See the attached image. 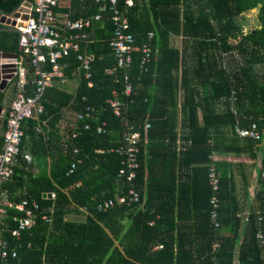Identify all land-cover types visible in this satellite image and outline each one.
Wrapping results in <instances>:
<instances>
[{"label":"trees","instance_id":"1","mask_svg":"<svg viewBox=\"0 0 264 264\" xmlns=\"http://www.w3.org/2000/svg\"><path fill=\"white\" fill-rule=\"evenodd\" d=\"M25 1L35 2L0 0V19ZM127 1L118 0L134 37L128 69H116L108 10L94 0H70L62 10L64 20L95 15L101 20L81 32L86 37L79 41V52L60 60L64 77L77 81L76 90L68 93L52 75V86L42 100L44 112L23 125L18 163L3 191L9 201H36L39 209L34 226L19 240L11 232L18 226L14 217L22 214L10 210L3 238L18 258L8 262L264 264V0H131L130 7ZM256 9L259 27L246 32L245 14ZM5 27L0 23V29ZM151 32L153 54L145 71L141 49ZM178 37L183 39L182 49L175 44ZM20 39L18 32L0 31V52L23 57ZM79 56L93 57L90 79ZM26 60L25 94L32 96L34 70ZM45 70L51 74V64ZM126 76L132 84L130 96L125 93ZM18 82L12 80L9 97L7 90L0 92V104L7 110ZM115 96L123 103L119 117L111 105ZM88 108L94 110L92 118L79 120ZM65 110L76 113V121H64ZM103 123L105 132L99 134ZM147 124L151 127L146 132ZM58 125L61 136L49 137L47 129ZM237 125H257L262 136L241 138L234 131ZM131 128L141 133L142 141L136 178L128 181L120 175L125 157L117 150L125 145ZM55 141L60 144L56 155ZM2 145L1 136L0 151ZM25 150L35 158L49 156L50 174L29 175L26 180ZM229 155L250 160L249 165L239 164L248 168L242 175L246 188L254 171L258 175L245 224L233 209L238 202L232 164L215 159ZM157 159L163 162L164 178L156 175ZM73 164L76 168L70 173ZM212 168L220 185L215 194L219 226L211 218ZM131 191L139 195L138 202L131 200ZM50 194L52 198L46 196ZM109 200L115 206L100 211L99 205ZM78 212L85 213L84 222L68 219Z\"/></svg>","mask_w":264,"mask_h":264},{"label":"built area","instance_id":"2","mask_svg":"<svg viewBox=\"0 0 264 264\" xmlns=\"http://www.w3.org/2000/svg\"><path fill=\"white\" fill-rule=\"evenodd\" d=\"M62 0H35L32 4L29 13V19L25 22L24 34L21 35L20 49L24 56L16 60L17 72L15 78H18V92L11 103V106L6 112V127L2 135L3 145L0 151V264H12L8 260L10 258L17 259L18 253L16 250H9L7 241L3 238V233L6 229V218L10 210H15L22 216L14 217L17 227L11 232L16 239L22 237L23 232L29 231L35 224V211L39 209L36 201L23 200L19 203H14L8 200L6 193L3 191L4 185L14 176L15 167L18 163L20 146L25 135L23 125L32 117L33 110L36 116L44 112L42 100L47 88L52 86V75L57 78H64L63 67L60 60L67 56L71 51L79 52V41L86 37L84 32L89 29L94 22L101 20V15L82 17L77 20L67 19L58 21V14L55 10L60 5ZM101 4L102 10H108L111 13V19L114 25V39L110 46L114 51L117 59L116 69H128L133 62L134 37L130 32V24L128 18L119 9L118 0H94ZM127 6H132L131 0L127 1ZM154 39V33L149 34V42L142 49L141 66L147 71V65L150 64L153 54V47L150 44ZM25 57L30 60V66L34 70L35 89L32 96L25 94L27 84V68L25 67ZM79 60L83 64V69L86 71V78H91L92 56H79ZM49 63L52 66L51 74L45 70V65ZM115 69V70H116ZM126 89L125 93L130 96L133 92L132 84L129 76L125 77ZM89 82V86H92ZM111 105L116 116L121 115L123 103L117 96L111 101ZM94 110L88 108L86 114H79L78 119L83 120L85 117L92 118ZM106 123H103L98 128V133H104ZM151 125L147 124L145 131L150 129ZM89 129V125L86 126ZM125 138V145L121 146L117 152L124 155L123 168L120 170L121 176H126L128 181L136 178V170L138 169V154L139 145L142 141V136L139 131H132ZM235 134L241 138H251L259 140L262 133L257 125L251 128H243L237 125L234 129ZM147 142V140H145ZM264 143V141H263ZM27 160H31L29 155H26ZM76 168V164L72 165L70 173ZM210 184L213 188L214 195L211 198V218L216 226L217 222L219 199L215 195L219 190V178L214 168L211 169ZM131 196L134 202L139 201V195L135 191H131ZM125 198H121L120 202H124ZM115 206L113 200L105 201L100 204V211H107ZM44 220H48L46 216Z\"/></svg>","mask_w":264,"mask_h":264},{"label":"crops","instance_id":"3","mask_svg":"<svg viewBox=\"0 0 264 264\" xmlns=\"http://www.w3.org/2000/svg\"><path fill=\"white\" fill-rule=\"evenodd\" d=\"M28 4H32L30 2L25 1L23 5H28ZM70 5V0H62L59 8H61V11L57 12L58 14V21H64L65 19V14L62 12L63 9H65L66 7H69ZM183 39L180 37H178L177 42L175 43L177 47L179 48H183ZM60 81L57 82L58 85H60L64 90H66L68 93H73L76 88H77V81L76 80H70L67 78H59ZM12 81H9L5 91L7 90L8 93V97L12 92V87L10 86ZM4 109H6L7 112V106L1 104ZM64 117L65 120L64 121H76L77 119V114L74 112H71L69 110H65L64 111ZM6 118V115H5ZM4 119H2L1 121V136L3 135V128H4ZM181 129V128H180ZM47 135L49 137H53V138H57L60 137L62 134V127L61 125H58V127L56 128H48L47 129ZM0 136V138H1ZM55 146H57L55 149L53 150V152L55 151V155L57 154V152L59 151V142L55 141ZM180 143V141H179ZM43 153V152H42ZM26 155H29L31 157V160H27L25 158ZM23 157L25 159V161L27 162V164L29 165L26 169H25V176L24 178L26 180L29 179V175L32 176H44V175H48L50 174V167L52 164V159L49 156H44V155H40V157L35 158V156H33V154L29 151V150H25L23 153ZM215 159H223L226 160L229 164H232V166L230 167V169L233 168V172L235 173L236 177H237V188H236V197H237V202L238 204L235 205L233 207V209H235V213L237 214L238 217H241L244 219V224L246 223L245 220H247L246 218L249 216L250 211H251V207L253 205V201H254V195H255V191L257 189V172L254 171L253 173V178L251 181L250 186H248L247 188L245 187L244 181H243V177L242 175L244 173L248 174V168L247 170H244V168H242L241 163L243 164H250V160L248 159V157L245 156H241V157H236V156H222V157H215ZM162 164L163 162L160 160H156V175L160 176L159 178H164L166 176V171H162ZM248 167V166H247ZM179 168L175 169V174L177 175L179 173ZM48 198L49 197H53V195H46ZM160 198H157V201L160 202ZM68 219L70 221H75V222H84L86 220V215L83 212H78V213H72L68 216Z\"/></svg>","mask_w":264,"mask_h":264},{"label":"water","instance_id":"4","mask_svg":"<svg viewBox=\"0 0 264 264\" xmlns=\"http://www.w3.org/2000/svg\"><path fill=\"white\" fill-rule=\"evenodd\" d=\"M31 7L32 4L22 5L13 14L3 15L0 19V23L6 27L1 28L0 31L3 30L14 31V32H18L20 35H24L27 37V35L24 34L23 30L25 29V22L29 19V13ZM17 59H18L17 54L0 52V92H4L9 81L15 79V73L17 72V66L15 62ZM26 64L27 66H30L29 59L26 60ZM5 115H6V109H4V107L0 104V125L2 119L5 118ZM32 117L33 118L36 117L34 110L32 112ZM0 132H1V126H0Z\"/></svg>","mask_w":264,"mask_h":264},{"label":"rangeland","instance_id":"5","mask_svg":"<svg viewBox=\"0 0 264 264\" xmlns=\"http://www.w3.org/2000/svg\"><path fill=\"white\" fill-rule=\"evenodd\" d=\"M258 10H253L245 14V19L243 24L245 26V31L248 32L255 27H259V21L257 19Z\"/></svg>","mask_w":264,"mask_h":264}]
</instances>
